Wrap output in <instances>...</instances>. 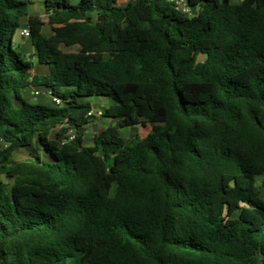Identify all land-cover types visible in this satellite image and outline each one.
<instances>
[{
	"label": "trees",
	"instance_id": "16d2710c",
	"mask_svg": "<svg viewBox=\"0 0 264 264\" xmlns=\"http://www.w3.org/2000/svg\"><path fill=\"white\" fill-rule=\"evenodd\" d=\"M40 1L0 0V264H264V0Z\"/></svg>",
	"mask_w": 264,
	"mask_h": 264
},
{
	"label": "rangeland",
	"instance_id": "374dc122",
	"mask_svg": "<svg viewBox=\"0 0 264 264\" xmlns=\"http://www.w3.org/2000/svg\"><path fill=\"white\" fill-rule=\"evenodd\" d=\"M35 4L31 7L30 17L34 19V21H38L42 24V33L49 37L51 36L59 26L52 25L47 21V16L43 11L40 0H34ZM31 21L28 19L27 26H30ZM13 45L16 51H21V53L26 57H31L33 55V48L31 43V38H24L20 35V30H18L13 37ZM37 64V61L34 60ZM44 71L42 67L39 68ZM41 91V90H40ZM27 98L30 101H34L35 103H39L42 105H52L53 99L49 96H46V93L42 92L39 96L35 97L29 91L27 93ZM85 101H89L94 107V117L90 120V123L82 130V134L85 133L83 142L84 145H91L92 139L95 134H97L100 130L106 128L110 124V120L101 116V109L104 107H111L115 104V102L106 96H92L83 98ZM150 125L144 127L142 125L139 126H130L120 129V136L124 139H131L136 136L145 137L150 132ZM28 156L27 151L21 150L14 153L15 160H24ZM0 180L5 184H11L4 176L0 177ZM256 181V191L259 199L264 202V176H257L255 178Z\"/></svg>",
	"mask_w": 264,
	"mask_h": 264
},
{
	"label": "built area",
	"instance_id": "2783aa9c",
	"mask_svg": "<svg viewBox=\"0 0 264 264\" xmlns=\"http://www.w3.org/2000/svg\"><path fill=\"white\" fill-rule=\"evenodd\" d=\"M237 1V0H234ZM177 8L180 9L181 11H183L184 13H190L191 9L189 8V6L186 3V0H178L177 1ZM20 35L24 38H30L31 37V27L30 26H26L22 29H20ZM32 94L37 97L41 94V91L38 89H33L32 90ZM56 103H59V101L57 99H53ZM94 110H92L91 112L88 113V116H90V119H93L94 117ZM77 132H73L70 131L69 134L63 139V143H67V142H72L75 141L77 138Z\"/></svg>",
	"mask_w": 264,
	"mask_h": 264
},
{
	"label": "crops",
	"instance_id": "0c3cea01",
	"mask_svg": "<svg viewBox=\"0 0 264 264\" xmlns=\"http://www.w3.org/2000/svg\"><path fill=\"white\" fill-rule=\"evenodd\" d=\"M117 1L120 6H126L128 4H134L137 2V0H117ZM27 23H28V19L24 20L25 27L27 26Z\"/></svg>",
	"mask_w": 264,
	"mask_h": 264
},
{
	"label": "water",
	"instance_id": "95a60500",
	"mask_svg": "<svg viewBox=\"0 0 264 264\" xmlns=\"http://www.w3.org/2000/svg\"><path fill=\"white\" fill-rule=\"evenodd\" d=\"M190 9H191V14L195 15L196 14V6H191ZM81 134H82V131H81Z\"/></svg>",
	"mask_w": 264,
	"mask_h": 264
}]
</instances>
